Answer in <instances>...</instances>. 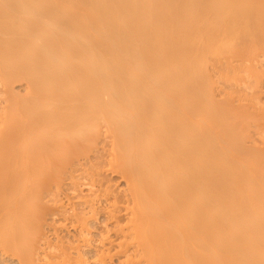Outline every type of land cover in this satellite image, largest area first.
<instances>
[{
	"label": "bare ground",
	"instance_id": "obj_1",
	"mask_svg": "<svg viewBox=\"0 0 264 264\" xmlns=\"http://www.w3.org/2000/svg\"><path fill=\"white\" fill-rule=\"evenodd\" d=\"M258 43L264 0H0V242L35 264L57 218L80 252L106 214L96 264H264Z\"/></svg>",
	"mask_w": 264,
	"mask_h": 264
},
{
	"label": "rangeland",
	"instance_id": "obj_2",
	"mask_svg": "<svg viewBox=\"0 0 264 264\" xmlns=\"http://www.w3.org/2000/svg\"><path fill=\"white\" fill-rule=\"evenodd\" d=\"M225 44H226L225 47L227 49H231L235 44H237V42L236 41H228ZM251 53L256 54V55L257 54L262 55L264 53V47L261 44H259V43L255 44L253 46L252 50H251ZM260 60L262 62L261 64H263V65L261 67L258 66L257 70L258 71H262L261 72L262 75L260 74L262 78L260 76H259L260 79H259V77H257L258 79L256 77H254V78L250 77L251 78L250 79L251 81H250L248 79L249 77H247L245 73H241L240 75L238 74L233 79L234 80L233 82L235 83L237 81V83H238L239 81H241L243 79H248L249 82H251L249 85L251 86L254 83L252 85V87H254V86L257 85V82L260 81V83H259V85H257V87L262 92V94L260 95L261 105H264V58H261ZM19 85L20 86H14L15 90L18 91V92L22 91V88H23L22 87L23 84H19ZM231 85H233V84H231ZM229 87H230V83H229ZM249 92L247 91V96L249 98H251L252 96H250ZM255 118H256V116L254 114H252V113L247 114L245 116V118H243V120L241 122V126H240L241 132H240L239 135L242 138L245 137V136H251L253 139L256 140L257 144L258 143L261 144V141L259 139L260 136H258V134H257L258 131L261 128H260L259 122L256 121ZM101 155H102V152H101ZM99 157H100V155L97 154V156L93 159V162L94 163L96 162L95 164L100 166V165H102V162H104V161L102 159H100L102 157H100V158ZM98 178L103 181L105 186H109L110 189L113 190L116 193H120L121 192L120 189L122 187H124V184L121 182V180H120V178L118 176H113L111 174L103 173L101 176L99 175ZM85 191L86 190L83 189L82 193L80 194V196L83 195V196L86 197L87 195H89L88 192L87 191L85 192ZM69 207L70 208H68V211L72 212L71 209L74 208V205H70ZM75 207L78 208V205L76 204ZM97 207H98V209L99 208L101 209L103 207H108V206L106 205V202L103 201V202H101L100 207H99V205ZM121 210L122 209H120V211ZM106 216H107L106 214H102V215L98 216L96 219L89 220L88 227L84 231V234H86L89 238L92 239L93 247H91V248L81 247V251L80 252L74 249L75 246H77V243H78V240H79L78 237L80 236V233H77V230L76 231L73 230L71 228L70 222L66 221L65 218H62V217L59 218V219L57 218L56 221L52 224V226L48 227V229L46 228V230H45L46 231V235H48L47 237H45L47 239V245L45 247L42 246V247H38L37 248V249H39V250H37L38 252L35 254V255H37L36 256L37 258L35 257L36 259H34V257H33V262L32 263H35V264L36 263L37 264H48V263L52 264L53 263V264H55L56 262H60V260H61V251L64 249V250H66L65 252L67 254L71 253L74 258H79V259L83 258V260L80 259L83 264H86V263L87 264H96L97 261L99 260L100 256H102L101 255V249L102 248L101 249H100V247L96 248L97 244H94V243H96L100 239L99 238L100 234L105 232V223H106V218L105 217ZM119 216H120L119 218H120L121 222H125L126 221V217L124 215H119ZM67 217H69V216H67ZM64 226H65V228H63ZM108 226L109 227H113L112 224H109ZM0 238H1V236H0ZM112 238L116 239V236L112 235ZM7 240L8 239H6L5 241L4 240L2 241V239H1L2 243L4 242V244H5V242ZM2 243L0 242V247H1L0 248V264H21L20 259H19V255H18V253H19L18 251H20V250H18V249L14 250V249H12V247H8V245H9V241H8V242H6L7 246L6 245L5 246L8 248L10 253L9 252L7 253V250L5 249L4 245H3L4 249L2 248V246H1ZM24 243L25 242H22L21 244H18V245H20V246L17 245L18 248H20L21 250H22V248L23 249L26 248L27 246H25L26 244H24ZM53 248L56 249V251H57L56 255L52 254V252H53L52 249ZM102 250H103L104 253H105V251L108 252L107 250H104V249H102ZM12 251H13V253H12ZM59 251H60V253H59ZM79 254L81 255V257H80ZM13 255H15V256H13ZM119 256L115 257L112 262H110V263L108 262V264H121V262L124 260V257L121 256V255H119ZM97 258H98V260H97Z\"/></svg>",
	"mask_w": 264,
	"mask_h": 264
}]
</instances>
